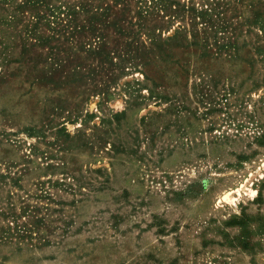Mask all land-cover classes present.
I'll list each match as a JSON object with an SVG mask.
<instances>
[{
	"label": "rangeland",
	"instance_id": "rangeland-1",
	"mask_svg": "<svg viewBox=\"0 0 264 264\" xmlns=\"http://www.w3.org/2000/svg\"><path fill=\"white\" fill-rule=\"evenodd\" d=\"M154 1L0 0V264H264V0Z\"/></svg>",
	"mask_w": 264,
	"mask_h": 264
},
{
	"label": "trees",
	"instance_id": "trees-1",
	"mask_svg": "<svg viewBox=\"0 0 264 264\" xmlns=\"http://www.w3.org/2000/svg\"><path fill=\"white\" fill-rule=\"evenodd\" d=\"M151 2H153L154 0H149ZM167 0H156L154 1V9H156L158 12H167V11H171L168 13L169 17L171 19H177L180 17V13H183L185 12L186 8L185 6L184 7H181L178 3H172V5H168ZM148 9H146L145 11H147V13L149 12V10L152 12V9H151V6L148 5L147 6ZM190 9V8H188ZM204 14V12H202Z\"/></svg>",
	"mask_w": 264,
	"mask_h": 264
},
{
	"label": "bare ground",
	"instance_id": "bare-ground-1",
	"mask_svg": "<svg viewBox=\"0 0 264 264\" xmlns=\"http://www.w3.org/2000/svg\"><path fill=\"white\" fill-rule=\"evenodd\" d=\"M228 198V197H227ZM230 199V198H229Z\"/></svg>",
	"mask_w": 264,
	"mask_h": 264
}]
</instances>
